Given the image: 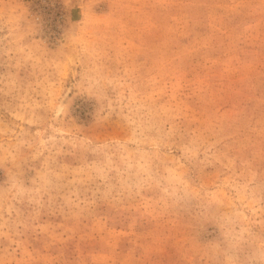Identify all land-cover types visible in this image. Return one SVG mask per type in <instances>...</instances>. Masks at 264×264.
<instances>
[{
    "label": "rangeland",
    "instance_id": "1",
    "mask_svg": "<svg viewBox=\"0 0 264 264\" xmlns=\"http://www.w3.org/2000/svg\"><path fill=\"white\" fill-rule=\"evenodd\" d=\"M261 248L264 0H0V264Z\"/></svg>",
    "mask_w": 264,
    "mask_h": 264
},
{
    "label": "clouds",
    "instance_id": "2",
    "mask_svg": "<svg viewBox=\"0 0 264 264\" xmlns=\"http://www.w3.org/2000/svg\"><path fill=\"white\" fill-rule=\"evenodd\" d=\"M254 258L259 262V264H264V248L258 249L254 255Z\"/></svg>",
    "mask_w": 264,
    "mask_h": 264
},
{
    "label": "bare ground",
    "instance_id": "3",
    "mask_svg": "<svg viewBox=\"0 0 264 264\" xmlns=\"http://www.w3.org/2000/svg\"><path fill=\"white\" fill-rule=\"evenodd\" d=\"M64 102V101H63Z\"/></svg>",
    "mask_w": 264,
    "mask_h": 264
}]
</instances>
